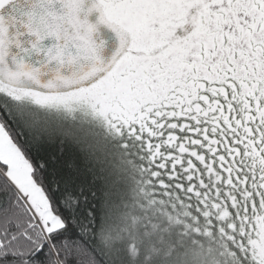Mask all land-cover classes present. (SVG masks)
I'll return each instance as SVG.
<instances>
[{"label":"snow or ice","instance_id":"1","mask_svg":"<svg viewBox=\"0 0 264 264\" xmlns=\"http://www.w3.org/2000/svg\"><path fill=\"white\" fill-rule=\"evenodd\" d=\"M0 264H264V0H0Z\"/></svg>","mask_w":264,"mask_h":264}]
</instances>
